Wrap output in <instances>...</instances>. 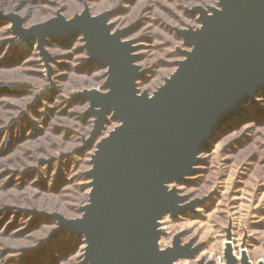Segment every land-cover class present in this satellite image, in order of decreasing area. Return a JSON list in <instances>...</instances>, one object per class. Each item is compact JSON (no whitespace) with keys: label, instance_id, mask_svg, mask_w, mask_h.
Returning a JSON list of instances; mask_svg holds the SVG:
<instances>
[{"label":"rangeland","instance_id":"1","mask_svg":"<svg viewBox=\"0 0 264 264\" xmlns=\"http://www.w3.org/2000/svg\"><path fill=\"white\" fill-rule=\"evenodd\" d=\"M220 1L0 0V264H90L86 236L61 230L58 216H84L100 145L125 125L108 115L90 139L97 108L86 95L109 91L110 67L91 57L85 34L41 44L22 30L106 16L132 50L138 95L159 100L192 50L182 32L201 29V8L213 14ZM192 167L166 183L187 208L157 221L155 252L178 239L192 255L169 264H227L228 251L237 264H264V86Z\"/></svg>","mask_w":264,"mask_h":264},{"label":"water","instance_id":"2","mask_svg":"<svg viewBox=\"0 0 264 264\" xmlns=\"http://www.w3.org/2000/svg\"><path fill=\"white\" fill-rule=\"evenodd\" d=\"M220 4L213 14L201 8V29L182 32L192 50L159 100L138 95L132 50L111 35L106 16L83 14L67 24L58 18L22 30L41 44L52 33L62 40L85 34L91 57L110 67L109 91L86 95L97 108L90 139L97 138L108 115L125 125L100 145L84 216H58L61 230L86 236L90 264H169L192 255L178 239L173 248L155 252L157 221L187 208L166 183L191 174L217 130L264 86V0ZM227 259L237 264L231 251ZM242 263L250 264L246 257Z\"/></svg>","mask_w":264,"mask_h":264},{"label":"trees","instance_id":"3","mask_svg":"<svg viewBox=\"0 0 264 264\" xmlns=\"http://www.w3.org/2000/svg\"><path fill=\"white\" fill-rule=\"evenodd\" d=\"M21 2H23V3H26L27 2V0H21ZM56 44V45H60L61 43L56 39V37H53L51 40H49L48 41V44L49 45H53V44ZM62 66V65H61ZM68 67V66H67ZM11 91H13V90H11ZM16 92V91H15ZM78 101H81V99H78ZM86 118L87 117H81V120H83V121H86Z\"/></svg>","mask_w":264,"mask_h":264}]
</instances>
